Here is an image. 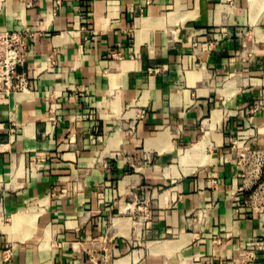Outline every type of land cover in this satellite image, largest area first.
<instances>
[{
  "label": "crops",
  "instance_id": "crops-1",
  "mask_svg": "<svg viewBox=\"0 0 264 264\" xmlns=\"http://www.w3.org/2000/svg\"><path fill=\"white\" fill-rule=\"evenodd\" d=\"M25 27L0 264H243L264 239V165L235 146L264 153V0H0V33Z\"/></svg>",
  "mask_w": 264,
  "mask_h": 264
},
{
  "label": "built area",
  "instance_id": "built-area-1",
  "mask_svg": "<svg viewBox=\"0 0 264 264\" xmlns=\"http://www.w3.org/2000/svg\"><path fill=\"white\" fill-rule=\"evenodd\" d=\"M37 35V31L31 27H25L20 31H7L0 33V96L11 97L30 91V80L27 75L20 72L25 67L30 53L32 41ZM215 41L209 43V50L212 49ZM17 127L12 124L11 133H15ZM238 152L237 165L245 166L255 162L257 167L264 165V153L246 146L244 143L235 142ZM257 194H261L258 196ZM264 188L262 187L251 199V202L257 199L264 201ZM264 210V203L259 207ZM256 211V209H255ZM264 251V239L246 246L243 249V264H256L257 252ZM90 264H107L106 261L94 260Z\"/></svg>",
  "mask_w": 264,
  "mask_h": 264
},
{
  "label": "rangeland",
  "instance_id": "rangeland-1",
  "mask_svg": "<svg viewBox=\"0 0 264 264\" xmlns=\"http://www.w3.org/2000/svg\"><path fill=\"white\" fill-rule=\"evenodd\" d=\"M120 198H123L124 200L130 201V196H128V195H124L123 197H120ZM134 200L137 202V204H139L138 206H140V207H144V206H146V205L143 204V203H139L138 200H137L136 198H135ZM130 202H131V201H130ZM138 206H137V207H138ZM141 211H143V210H141ZM141 211H140V212H141ZM132 214L135 215V216H139V215H140V213L138 212V210H135Z\"/></svg>",
  "mask_w": 264,
  "mask_h": 264
}]
</instances>
